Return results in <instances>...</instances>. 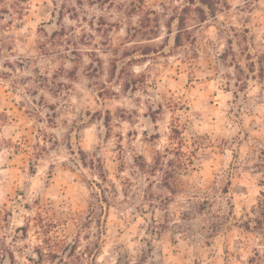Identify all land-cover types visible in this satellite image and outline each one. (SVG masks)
<instances>
[{"label": "rangeland", "instance_id": "rangeland-1", "mask_svg": "<svg viewBox=\"0 0 264 264\" xmlns=\"http://www.w3.org/2000/svg\"><path fill=\"white\" fill-rule=\"evenodd\" d=\"M212 5L0 0V264H264V0Z\"/></svg>", "mask_w": 264, "mask_h": 264}, {"label": "trees", "instance_id": "trees-1", "mask_svg": "<svg viewBox=\"0 0 264 264\" xmlns=\"http://www.w3.org/2000/svg\"><path fill=\"white\" fill-rule=\"evenodd\" d=\"M200 2L203 5H206L208 7L213 6L212 5V0H200ZM156 22L158 23L159 21L157 20ZM156 26L158 27V25H156ZM180 42H181V34L178 36V43L177 44L181 45ZM8 123H10V117H9V114H8L7 110L6 109H3V110L0 109V149L2 147H4L5 144H6L5 139L2 137V129ZM258 221L260 222L261 226L264 227V219H262L260 217V218H258Z\"/></svg>", "mask_w": 264, "mask_h": 264}]
</instances>
